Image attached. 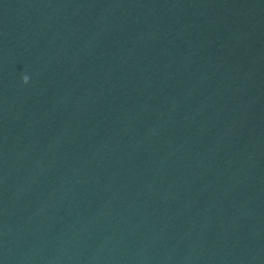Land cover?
Returning <instances> with one entry per match:
<instances>
[{"label": "water", "instance_id": "1", "mask_svg": "<svg viewBox=\"0 0 264 264\" xmlns=\"http://www.w3.org/2000/svg\"><path fill=\"white\" fill-rule=\"evenodd\" d=\"M0 264H264V0H0Z\"/></svg>", "mask_w": 264, "mask_h": 264}, {"label": "clouds", "instance_id": "2", "mask_svg": "<svg viewBox=\"0 0 264 264\" xmlns=\"http://www.w3.org/2000/svg\"><path fill=\"white\" fill-rule=\"evenodd\" d=\"M22 80H23V82L26 84V83H28V81H29V77H28L27 75H24V76L22 77Z\"/></svg>", "mask_w": 264, "mask_h": 264}]
</instances>
